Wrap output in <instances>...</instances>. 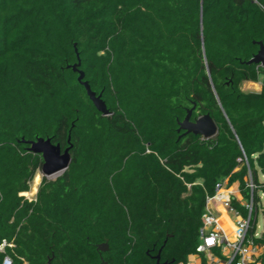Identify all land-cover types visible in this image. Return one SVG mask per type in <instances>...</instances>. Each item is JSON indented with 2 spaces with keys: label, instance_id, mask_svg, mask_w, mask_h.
<instances>
[{
  "label": "trees",
  "instance_id": "16d2710c",
  "mask_svg": "<svg viewBox=\"0 0 264 264\" xmlns=\"http://www.w3.org/2000/svg\"><path fill=\"white\" fill-rule=\"evenodd\" d=\"M259 42L264 0H0V264L183 262L218 183L250 200V169L256 206ZM77 57L108 116L67 69ZM193 107L216 137L178 132ZM37 139L71 145V163L29 201L43 158L25 142Z\"/></svg>",
  "mask_w": 264,
  "mask_h": 264
},
{
  "label": "built area",
  "instance_id": "2783aa9c",
  "mask_svg": "<svg viewBox=\"0 0 264 264\" xmlns=\"http://www.w3.org/2000/svg\"><path fill=\"white\" fill-rule=\"evenodd\" d=\"M245 160H247L246 157ZM247 187L251 191L250 202L243 200L238 188L229 187L227 180L216 185L214 195L206 197L205 212L202 216L203 226L199 236L200 244L196 252L186 261L173 264H264V243H256V239L264 238V234L259 235L256 232L254 236L250 235L252 228L256 227L253 215L257 213L253 200L257 187L253 182L250 169L248 170ZM27 194L21 196L29 201L35 200V198H27ZM235 201L248 212L247 217L233 206ZM222 210L234 225L232 238L229 237L221 223ZM5 247L6 243L1 245L0 252H4ZM215 251L220 253V257L213 254ZM2 264L13 263L11 258L6 256Z\"/></svg>",
  "mask_w": 264,
  "mask_h": 264
},
{
  "label": "water",
  "instance_id": "95a60500",
  "mask_svg": "<svg viewBox=\"0 0 264 264\" xmlns=\"http://www.w3.org/2000/svg\"><path fill=\"white\" fill-rule=\"evenodd\" d=\"M260 50L254 58L249 61V64H256L264 67V44L259 42ZM72 66H67V69H72L76 72L78 76V82L85 88L86 93L96 107L98 112L104 116L109 115V111L106 107L105 102L102 100L101 95L97 96L96 93L92 92L89 84L84 80V72L80 70V60ZM195 107L187 111L185 119L179 123L178 132L183 131V136L193 134L196 136H201L205 140L212 139L217 136L218 128L210 115H204L192 121V113ZM29 145V152L34 154H39L43 158V165L41 173L43 177L49 179L55 175H62L68 168L71 163L70 150L72 148L69 145L63 152L60 145L52 144L50 139H37L36 141L25 142ZM68 144H70V137L68 139ZM107 246H99V250H107ZM157 264L160 263V256L158 255ZM169 264V263H163Z\"/></svg>",
  "mask_w": 264,
  "mask_h": 264
},
{
  "label": "rangeland",
  "instance_id": "374dc122",
  "mask_svg": "<svg viewBox=\"0 0 264 264\" xmlns=\"http://www.w3.org/2000/svg\"><path fill=\"white\" fill-rule=\"evenodd\" d=\"M254 87L255 86H250V88H249L247 86L246 87L243 86L242 89H243L244 92L248 93V92H254L253 91V90H255ZM37 176H40L39 184L36 186V184H35V179L36 178H35L34 181H33V183H32V186H31L32 187L31 188V192L26 195L27 198L34 199L35 196H36V194H37V192L33 194L32 191H33L34 188H36L37 191H38L39 185L41 184V181H42V173H39ZM59 176H57V177H59ZM57 177H54V178L53 177H50L48 180H55ZM259 179H260V181L262 183L264 182V178L261 176V174L259 175ZM259 197H260V200L256 204V206H257V213L254 214L253 219L255 220V223H256V232L259 235H262V234H264V196H263L262 191H259ZM244 200L246 202H250V200H248L247 198H245ZM221 220H223V218ZM227 232L230 233V230L228 229ZM213 254L220 257V253L219 252H216L215 251V252H213Z\"/></svg>",
  "mask_w": 264,
  "mask_h": 264
},
{
  "label": "bare ground",
  "instance_id": "6f19581e",
  "mask_svg": "<svg viewBox=\"0 0 264 264\" xmlns=\"http://www.w3.org/2000/svg\"><path fill=\"white\" fill-rule=\"evenodd\" d=\"M57 176H59V174L53 176V178L54 177H57ZM38 177H39V179H37ZM39 181H40V176H36V179H35L36 186L39 184ZM32 192H33V194L36 193L37 192V189L34 188ZM222 212H223V217H222L223 220H221V223L223 224L226 232H227L228 229L230 230V233L227 232V234L229 235L230 238H232L233 237V234H234V225L231 223V221L229 220V218L227 217V215L225 214V212L223 210H222Z\"/></svg>",
  "mask_w": 264,
  "mask_h": 264
},
{
  "label": "crops",
  "instance_id": "0c3cea01",
  "mask_svg": "<svg viewBox=\"0 0 264 264\" xmlns=\"http://www.w3.org/2000/svg\"><path fill=\"white\" fill-rule=\"evenodd\" d=\"M243 86H245V87L247 86L249 88H250V86H255L254 87L255 90H253L254 92H260L261 91V88H262L261 87V83H258V84H256V83H245Z\"/></svg>",
  "mask_w": 264,
  "mask_h": 264
},
{
  "label": "snow or ice",
  "instance_id": "6c2138e0",
  "mask_svg": "<svg viewBox=\"0 0 264 264\" xmlns=\"http://www.w3.org/2000/svg\"><path fill=\"white\" fill-rule=\"evenodd\" d=\"M37 179H39V177ZM209 243H211V241H209Z\"/></svg>",
  "mask_w": 264,
  "mask_h": 264
},
{
  "label": "clouds",
  "instance_id": "9594fccd",
  "mask_svg": "<svg viewBox=\"0 0 264 264\" xmlns=\"http://www.w3.org/2000/svg\"><path fill=\"white\" fill-rule=\"evenodd\" d=\"M43 177V176H42ZM36 178V177H35Z\"/></svg>",
  "mask_w": 264,
  "mask_h": 264
}]
</instances>
